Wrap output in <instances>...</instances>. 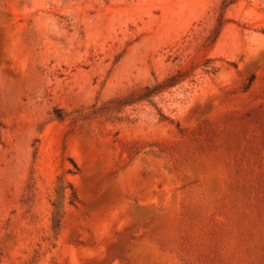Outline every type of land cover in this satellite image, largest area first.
Segmentation results:
<instances>
[{
    "label": "rangeland",
    "instance_id": "obj_1",
    "mask_svg": "<svg viewBox=\"0 0 264 264\" xmlns=\"http://www.w3.org/2000/svg\"><path fill=\"white\" fill-rule=\"evenodd\" d=\"M0 264H264V0H0Z\"/></svg>",
    "mask_w": 264,
    "mask_h": 264
},
{
    "label": "trees",
    "instance_id": "obj_2",
    "mask_svg": "<svg viewBox=\"0 0 264 264\" xmlns=\"http://www.w3.org/2000/svg\"><path fill=\"white\" fill-rule=\"evenodd\" d=\"M236 2L237 0H223V7L228 8L234 5ZM180 77L181 76L179 73V75L170 77L155 86L145 87L141 91H136L132 93L127 98L123 99L121 102L123 103V105H130L151 99L157 96L158 94H162L165 89L173 87L175 84H177V79H179ZM69 173H72V171H69ZM68 191H70V204H73V202L77 199L74 187L71 183L67 182L64 177H60L57 181V187L55 188V199L52 201L53 213L51 219V227L54 232H59L62 227V222L66 213L65 207Z\"/></svg>",
    "mask_w": 264,
    "mask_h": 264
}]
</instances>
